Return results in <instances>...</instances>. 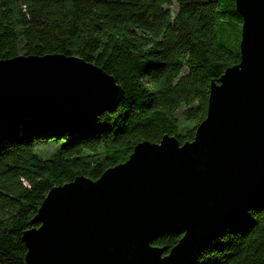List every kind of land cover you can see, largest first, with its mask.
I'll return each mask as SVG.
<instances>
[{"label": "water", "instance_id": "obj_1", "mask_svg": "<svg viewBox=\"0 0 264 264\" xmlns=\"http://www.w3.org/2000/svg\"><path fill=\"white\" fill-rule=\"evenodd\" d=\"M239 63L211 82L193 139L139 142L97 180L52 187L23 232L26 264H194L264 198V0H234ZM123 90L98 66L50 54L0 60V111L49 125L92 124ZM181 235L171 249L152 245Z\"/></svg>", "mask_w": 264, "mask_h": 264}, {"label": "trees", "instance_id": "obj_2", "mask_svg": "<svg viewBox=\"0 0 264 264\" xmlns=\"http://www.w3.org/2000/svg\"><path fill=\"white\" fill-rule=\"evenodd\" d=\"M241 24L234 0H0V60L75 56L123 90L92 124L55 126L0 111V264H26L22 234L38 227L31 221L52 187L97 180L142 141H191L210 83L239 63ZM51 145L47 157L35 152ZM180 237L152 245L169 250ZM194 264H264V198Z\"/></svg>", "mask_w": 264, "mask_h": 264}, {"label": "rangeland", "instance_id": "obj_3", "mask_svg": "<svg viewBox=\"0 0 264 264\" xmlns=\"http://www.w3.org/2000/svg\"><path fill=\"white\" fill-rule=\"evenodd\" d=\"M172 9H174V7H172ZM52 147H49V148H46L47 150L46 151H42L43 150V147L42 146H36L35 147V152L39 155H41L42 157H47L48 154L50 152H52L54 150V145H51Z\"/></svg>", "mask_w": 264, "mask_h": 264}]
</instances>
